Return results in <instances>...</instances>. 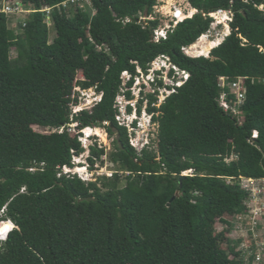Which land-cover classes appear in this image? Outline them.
<instances>
[{"label": "trees", "instance_id": "16d2710c", "mask_svg": "<svg viewBox=\"0 0 264 264\" xmlns=\"http://www.w3.org/2000/svg\"><path fill=\"white\" fill-rule=\"evenodd\" d=\"M70 1L21 0L35 11L22 35L0 12V220L16 227L0 244V264H247L227 234L247 211L240 178H264V85L251 82L264 80V0H186L196 14L159 43L160 21L142 20L158 0H91L72 16L62 7ZM219 11L232 14L230 34L209 57L187 56L182 50L208 34ZM160 57L189 78L159 106L157 90L147 96L157 150L139 152L116 102L133 99L124 90ZM221 77L249 79L241 121L219 105ZM76 88L94 90L100 102L73 113ZM72 125L117 135L112 177L63 173L84 151ZM104 153L91 148V170ZM220 223L227 230L217 232Z\"/></svg>", "mask_w": 264, "mask_h": 264}, {"label": "rangeland", "instance_id": "374dc122", "mask_svg": "<svg viewBox=\"0 0 264 264\" xmlns=\"http://www.w3.org/2000/svg\"><path fill=\"white\" fill-rule=\"evenodd\" d=\"M91 0H77L75 5H71V7L68 5L67 11L70 16L73 15L76 8L79 7L83 10H89L91 9ZM182 7L186 11V14H196L194 13L191 6L187 3V1L182 0ZM92 13H94L92 11ZM230 16V14H215L211 16L213 19L212 28L208 32L207 35H205V41L206 45L211 44V42H214V44L217 42L222 43L224 39L230 34V28L227 25V18ZM29 17V12H25L22 14L17 15H9V27L11 29H15L17 34L22 35L21 31L19 30L20 24L24 23L25 20H27ZM143 21H146L148 19H142ZM49 31H50V43L53 41V39L56 37V31L53 27V23L50 21V19L46 20ZM209 43V44H208ZM190 47L186 49V51L189 53ZM188 53L186 54L187 56ZM17 54L14 50H12V58H16ZM191 57V56H190ZM192 58H198V57H192ZM163 57L157 58V60L151 65L150 72H153V79H154V73L155 70H159L162 66L165 65ZM173 75L169 74L167 69H163V74L160 75L161 79H157L155 84L153 85H145V77L142 75H139L135 79L134 85L131 89H125L124 91H130L131 95L133 97L132 100L126 102V99L119 98L117 101V106L119 107V119L118 123L121 125L127 126L129 135H130V143L131 145L137 150L141 151L144 146H147L148 144H152L153 148L157 150V131L158 126L154 124V122L151 119V116L146 112L147 107V96L149 94H154V92L157 90L159 92V103L160 105L161 101L165 99V96H167V93L165 92L166 86L172 84L173 81L179 82L182 78V73L177 71L176 69H172ZM174 76V77H173ZM78 80H83V76L81 73H79ZM129 79V76L127 74L123 75L124 83H127ZM152 80V79H150ZM162 81L163 87L159 88L157 86V82ZM75 97L78 99V105L73 107V113L79 112L82 110H90L93 108L100 100L101 96L96 93L94 90H81L80 88L75 89ZM126 100V101H124ZM139 106H142L141 111L139 112ZM129 108H131V111H129ZM137 111V112H136ZM137 113V114H136ZM136 115L137 121L136 124V130L133 128L131 129L130 123L133 121L134 116ZM37 132L40 133H50V130H44L39 129L37 127L34 128ZM69 132L74 135L80 136V142L83 147V153L79 156H75L73 158L74 167L72 169V175H77L78 178L86 181V182H95L97 179L102 177L110 178L114 174V172L117 170L116 166L109 160L110 154L114 151V140L117 138V135L110 136L105 129L102 128H85L82 131L76 128V125H72ZM88 136V137H87ZM91 148H96L98 150L104 149L105 153L101 160H97L95 162V165L93 169H90V163L87 161L88 158L91 156ZM234 160V159H233ZM63 173H65L63 171ZM187 175H191V172H187ZM124 184H122L123 186ZM241 221L239 219H235L232 222V226L230 229H228L227 238L229 239L230 246L235 248L236 252H245L246 254H249L251 252V249L254 247L255 244L252 241V237H249V231L252 229V224L248 223V225H245L244 227L240 226ZM7 224H3L0 222V236L4 235V227ZM10 227V226H9ZM241 227V228H240ZM264 227V222H263ZM262 227V228H263ZM227 230V227L223 224H218L216 226L217 232H222ZM216 232V233H217ZM264 232V230H263ZM248 233V234H247ZM256 235L261 234V238L258 240L257 243L264 242V236L262 237V230L257 231L255 233ZM228 244L224 243L223 247L227 248ZM244 255V258H245Z\"/></svg>", "mask_w": 264, "mask_h": 264}, {"label": "built area", "instance_id": "2783aa9c", "mask_svg": "<svg viewBox=\"0 0 264 264\" xmlns=\"http://www.w3.org/2000/svg\"><path fill=\"white\" fill-rule=\"evenodd\" d=\"M76 2L77 0L65 2L62 7L67 8L68 5H75ZM257 8L259 11L264 13V4L257 6ZM0 12L7 15H17L25 12H29V14H31L35 11L31 9H26L22 4L21 0H4L0 4ZM41 12L47 15L46 20L50 19L51 9L45 8L41 10ZM216 14H230V16H228L227 18V21L229 23L232 21L231 12L219 11ZM192 16V13L186 14V11L182 7V0H158L157 5L154 7V15L144 19L160 21L159 28L154 32V42L159 43L161 40L167 39L168 32L173 30L178 25V23L184 21L185 19L191 18ZM186 49L187 48L182 50L185 54L188 53ZM176 70L179 71L178 69ZM181 73L182 75L184 74L187 78L189 77V75L185 72ZM248 80L249 79L245 77H240L235 80H230L229 78L221 77L219 81V87L222 89L219 98V105L224 110V112L238 118L239 121H241L242 106L246 100V82ZM251 82L252 84L259 83L264 85V80L253 79ZM165 92L168 96L172 94L174 90L170 91L165 89ZM167 96H165V99ZM230 96H233V99H230ZM164 100L161 101V103L164 102ZM117 119H119V116L117 117ZM130 128L132 129V127ZM258 138L259 133L257 131H254L249 143L254 144V141L258 140ZM31 171H34V169H32ZM63 171L65 172L64 174L72 175L71 168L65 167L63 168ZM184 175L187 174L185 173ZM228 183L231 184L232 181H229ZM240 185L242 189L249 194V198L245 202L247 211L242 215L236 216L235 219H239V221H241V227L248 225V223H250V225L252 224V229L249 231L248 236L252 237V242L255 243L253 245L254 247L251 249V252L245 255V261L247 264H264V242L257 243L258 240L261 238V234H255L257 231L262 230V237L264 236V178L254 179L241 177ZM250 257H252L253 259L251 260Z\"/></svg>", "mask_w": 264, "mask_h": 264}, {"label": "clouds", "instance_id": "9594fccd", "mask_svg": "<svg viewBox=\"0 0 264 264\" xmlns=\"http://www.w3.org/2000/svg\"><path fill=\"white\" fill-rule=\"evenodd\" d=\"M227 25L229 26V22L227 21ZM230 28V27H229ZM164 59H166V60H164V62H165V65L164 66H162L159 70L157 69V70H155V73H154V79L152 78L153 77V72H148L147 74H142V76L143 77H145V85H153V84H155V82H156V79L157 78H159V79H161L160 78V75H158L159 73L160 74H163V69H167V71H168V73L170 74L171 73V71H172V69H174L175 70V67L171 64V62H170V60L168 59V58H164ZM189 78V77H188ZM188 78L183 74L182 75V78L180 79V81L179 82H176V81H173L172 82V84H170V85H168V86H171L173 89H171V90H175V88H177V87H181L187 80H188ZM150 79H152V80H150ZM168 90V89H167ZM170 90V91H171ZM100 95V94H99ZM101 96V95H100ZM119 98H123V99H126L125 97H124V95H120L119 97H118V99ZM117 99V101H119ZM100 100H101V98H100ZM100 100H99V102H100ZM127 100V101H126ZM126 100H124V101H126V102H128V101H130V100H128V99H126ZM117 103V102H116ZM118 109H119V107H118ZM137 112V111H136ZM137 114V113H136ZM119 116V115H118ZM117 116V117H118ZM135 118H133V121H131V123H130V126L134 129V130H136V124H135V122L137 121V118H136V115L134 116ZM135 121V122H134ZM82 131V130H81ZM88 137V136H87ZM145 147V146H144ZM0 222H2L3 224H7L8 226H10V229L7 231V233H5V235H3V236H0V244L1 243H3L6 239H7V236H9V234L16 228L15 227V225L13 224V222L12 221H10V220H0Z\"/></svg>", "mask_w": 264, "mask_h": 264}, {"label": "bare ground", "instance_id": "6f19581e", "mask_svg": "<svg viewBox=\"0 0 264 264\" xmlns=\"http://www.w3.org/2000/svg\"><path fill=\"white\" fill-rule=\"evenodd\" d=\"M194 13H196V11H193ZM215 15V14H213ZM205 36H203L202 38L199 39V41L190 47L189 49V53L188 55L191 57H209L211 50L217 48L221 43H215L211 42V44L206 45V41H205ZM10 229V227L8 225H6L4 227V235L5 233H7V231Z\"/></svg>", "mask_w": 264, "mask_h": 264}, {"label": "water", "instance_id": "95a60500", "mask_svg": "<svg viewBox=\"0 0 264 264\" xmlns=\"http://www.w3.org/2000/svg\"><path fill=\"white\" fill-rule=\"evenodd\" d=\"M188 175H182L181 177H180V181H182L184 178H186ZM174 200V199H173ZM172 200V201H173Z\"/></svg>", "mask_w": 264, "mask_h": 264}]
</instances>
